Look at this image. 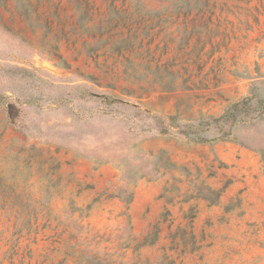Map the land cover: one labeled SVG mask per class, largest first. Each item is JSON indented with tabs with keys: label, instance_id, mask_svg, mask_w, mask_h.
Instances as JSON below:
<instances>
[{
	"label": "rangeland",
	"instance_id": "obj_1",
	"mask_svg": "<svg viewBox=\"0 0 264 264\" xmlns=\"http://www.w3.org/2000/svg\"><path fill=\"white\" fill-rule=\"evenodd\" d=\"M90 93L264 98V0H0V264H264V120L200 144Z\"/></svg>",
	"mask_w": 264,
	"mask_h": 264
},
{
	"label": "trees",
	"instance_id": "obj_2",
	"mask_svg": "<svg viewBox=\"0 0 264 264\" xmlns=\"http://www.w3.org/2000/svg\"><path fill=\"white\" fill-rule=\"evenodd\" d=\"M89 96L93 100L100 101L105 106L103 110L105 114H110L112 109L120 112L122 110L132 109V115H124V117L129 119L136 117L151 118L158 124L155 130L157 134L181 135L200 144H211L218 140L229 139L234 127L252 126L264 120V98L255 95L244 97L230 104L217 116H202L198 120H186L182 124L179 123L178 120H180V118L177 115H156L150 113L148 110L141 109L135 104L123 101L111 95L90 93ZM106 109H109V111H106ZM134 126H136V124H134L133 127ZM211 130L215 135L212 137L206 136V133ZM257 152L264 166V145L257 146Z\"/></svg>",
	"mask_w": 264,
	"mask_h": 264
},
{
	"label": "crops",
	"instance_id": "obj_3",
	"mask_svg": "<svg viewBox=\"0 0 264 264\" xmlns=\"http://www.w3.org/2000/svg\"><path fill=\"white\" fill-rule=\"evenodd\" d=\"M237 171H238V173H241V172H244V169H240V170H237ZM259 180H260V181H263L264 179H263V177H260V176H259Z\"/></svg>",
	"mask_w": 264,
	"mask_h": 264
}]
</instances>
